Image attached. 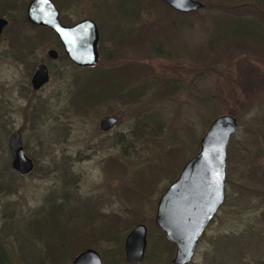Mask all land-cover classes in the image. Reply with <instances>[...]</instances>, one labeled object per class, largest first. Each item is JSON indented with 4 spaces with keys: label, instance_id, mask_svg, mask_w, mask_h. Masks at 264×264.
<instances>
[{
    "label": "rangeland",
    "instance_id": "obj_1",
    "mask_svg": "<svg viewBox=\"0 0 264 264\" xmlns=\"http://www.w3.org/2000/svg\"><path fill=\"white\" fill-rule=\"evenodd\" d=\"M27 1L0 0L7 20L0 34L4 264H70L86 248L101 264H128L123 240L137 223L145 225L146 245L135 264H171L174 247L153 221L156 202L222 114L236 120L223 201L184 264H264V32L257 26L264 30V0H197L202 7L194 11L174 9L183 15L145 0L127 17L120 12L128 0H53L63 22H95L97 44L104 37L94 67H129L130 100L112 96L110 75L83 86L91 71L72 65L51 36L38 35L43 31L25 20ZM237 11L250 17L237 26L239 35L226 22ZM116 22L123 41L109 36ZM50 48L57 58L46 57ZM39 62L48 81L33 91L29 78ZM107 116L115 122L101 130ZM15 130L33 161L24 176L9 167L7 141ZM115 227L126 230L114 235Z\"/></svg>",
    "mask_w": 264,
    "mask_h": 264
},
{
    "label": "water",
    "instance_id": "obj_2",
    "mask_svg": "<svg viewBox=\"0 0 264 264\" xmlns=\"http://www.w3.org/2000/svg\"><path fill=\"white\" fill-rule=\"evenodd\" d=\"M178 11H194L202 7L197 0H161ZM27 22L51 30L57 37L68 60L78 67H91L98 61V33L95 22L82 18L70 25H63L58 19V11L50 0H29L25 8ZM7 20L0 17V32ZM48 54L54 57L52 50ZM48 79L46 68L38 64L30 83L37 89ZM115 118L107 116L98 126L107 130ZM236 129L233 116L222 114L214 117L198 142V150L181 167L176 178L160 194L153 216L154 224L165 239L174 247L171 264L188 262L197 241L223 201V180L225 150L228 140ZM8 150L10 167L18 174H27L32 167L24 153L19 131L9 135ZM146 228L135 224L123 240V258L128 264L139 263L143 259L146 245ZM70 264H101L99 254L92 248L79 251Z\"/></svg>",
    "mask_w": 264,
    "mask_h": 264
},
{
    "label": "trees",
    "instance_id": "obj_3",
    "mask_svg": "<svg viewBox=\"0 0 264 264\" xmlns=\"http://www.w3.org/2000/svg\"><path fill=\"white\" fill-rule=\"evenodd\" d=\"M148 3H151V5L155 4L154 6L156 8H158V7L162 8L166 12H171V13H174V14H177V15L186 14V13L178 12V11H175L174 9L169 8L167 5H165L163 2H161L159 0H148ZM148 3L145 0H128V4L123 9H121L120 14L122 15V17L138 15L140 7L141 6H145V4L148 5ZM233 8H234V10H238L239 6L238 5H233ZM236 13H237L238 16H234L231 19H226V22H228V24H231V25L233 24L232 27L230 28L229 32L231 34L239 35L240 34L239 33L240 27H237V26H239V24H241V20L242 19H247V18H250V17H243L240 14H238V11ZM118 26L119 25L116 22V24L113 25V27L111 28V31L109 33L110 34L109 35L110 38L114 39V41H117V42L120 41V40L123 41V38L125 37L124 34L121 32V28L118 27ZM257 26L260 28L259 30L261 32L262 31L264 32V30L261 28V26L259 24ZM34 29H38V31H48L47 28L39 27V26L35 27ZM103 37H104L103 34H101L99 36V41H98L97 46L100 45V42L103 39ZM87 69L90 70L91 73L88 75V77H86L84 79L83 86H86V83H88L89 81H91L93 79L94 80L97 79L96 77L98 75L103 76V79H104L105 75H108V76L110 75L109 80H111L112 90H113L112 96L118 94L119 96H123L127 100H130L131 98H133V94L134 93L129 95L130 91L129 90L125 91L126 90L125 89V85H128L129 78H130V76L132 74V71H131V69H129V67L127 69L116 68L113 71L97 70V68L94 67V66L88 67ZM82 91H83V87L81 86L80 88H78L77 91H75L74 99H77L76 96H78V94L80 96H82ZM135 91H136V89H135ZM6 167H8L7 162H6ZM141 188H142V184H141V187H137L138 190H140ZM116 228L117 227H115L114 235H121L124 232V230H126V229H119V228L116 229ZM160 236L163 238V235L161 233H160ZM150 245H151V243H150ZM68 247H69V245H68ZM5 260H6L5 256L3 254H0V264H4Z\"/></svg>",
    "mask_w": 264,
    "mask_h": 264
},
{
    "label": "flooded vegetation",
    "instance_id": "obj_4",
    "mask_svg": "<svg viewBox=\"0 0 264 264\" xmlns=\"http://www.w3.org/2000/svg\"><path fill=\"white\" fill-rule=\"evenodd\" d=\"M53 4H54V6L56 7V9H57V11H58V19H59V21H60V23L61 24H63V25H70V24H72L73 22H75V21H73V22H71V23H66V22H63V20H61V18H60V10H59V8H58V5H56V3H55V1H53V0H50ZM29 2V0L27 1V3ZM27 3H26V5H27ZM25 8H26V6H25ZM25 8H24V16H25ZM4 18V17H3ZM25 20H26V18H25ZM65 20V19H64ZM27 21V20H26ZM29 24V23H28ZM31 25V24H30ZM32 26H34V25H32ZM39 27H42V26H39ZM3 31V30H2ZM2 31L0 32V34L2 33ZM38 35H41V37L43 38H46V37H49V36H51V38H53L54 39V41H56V43L57 44H59V46H60V48H61V50H62V47H61V45H60V43H59V41H58V39H57V37H56V35L51 31V30H49L48 29V31H43V32H38ZM49 50H52L53 52H54V57L52 56V55H50V54H48V51ZM62 52H63V50H62ZM63 54H64V52H63ZM65 55V54H64ZM66 56V55H65ZM46 57H48L49 59H55V58H57V53H56V51L55 50H53V49H48L47 51H46ZM68 59V58H67ZM70 62V61H69ZM71 63V62H70ZM38 64H42V65H44V67L46 68V73H47V76H48V69H47V67H46V65L43 63V62H39V63H37L35 66H34V69H33V71H32V73H31V75H30V78H29V85H30V88L33 90V91H36V90H38V89H40L41 87H43L46 83H47V81H48V79H47V81H46V83H44L43 85H41L40 87H38L37 89H33L32 87H31V83H30V79H31V76L33 75V73H34V70H35V68H36V66L38 65ZM72 64V63H71ZM72 65H74V64H72ZM22 144V143H21ZM22 148H23V146H22ZM23 151H24V149H23ZM25 153V152H24ZM29 158V157H28ZM30 159V161H31V163H32V167H31V169L33 168V161H32V159L31 158H29ZM9 167H10V161H9ZM10 169H11V167H10ZM11 171L12 172H14L15 173V175H18V176H24V175H26V174H24V175H21V174H18L16 171H14L13 169H11ZM31 171V170H30ZM29 171V172H30ZM28 174V173H27ZM62 195V194H61ZM64 196V195H63ZM63 196H60V202H62V199H64L63 198ZM65 197V196H64Z\"/></svg>",
    "mask_w": 264,
    "mask_h": 264
}]
</instances>
